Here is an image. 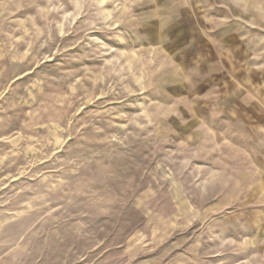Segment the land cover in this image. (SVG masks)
I'll use <instances>...</instances> for the list:
<instances>
[{
	"label": "rangeland",
	"instance_id": "374dc122",
	"mask_svg": "<svg viewBox=\"0 0 264 264\" xmlns=\"http://www.w3.org/2000/svg\"><path fill=\"white\" fill-rule=\"evenodd\" d=\"M0 264H264V0H0Z\"/></svg>",
	"mask_w": 264,
	"mask_h": 264
}]
</instances>
